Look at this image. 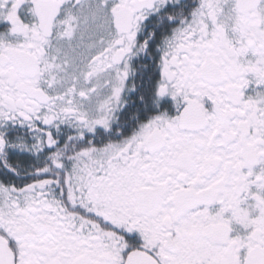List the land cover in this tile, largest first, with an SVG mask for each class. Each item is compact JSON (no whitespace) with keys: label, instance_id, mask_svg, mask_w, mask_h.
<instances>
[{"label":"snow or ice","instance_id":"snow-or-ice-1","mask_svg":"<svg viewBox=\"0 0 264 264\" xmlns=\"http://www.w3.org/2000/svg\"><path fill=\"white\" fill-rule=\"evenodd\" d=\"M0 264H264V0H0Z\"/></svg>","mask_w":264,"mask_h":264}]
</instances>
